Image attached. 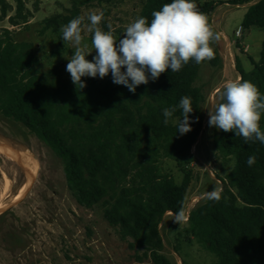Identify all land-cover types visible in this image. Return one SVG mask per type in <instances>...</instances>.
<instances>
[{"label": "trees", "instance_id": "trees-1", "mask_svg": "<svg viewBox=\"0 0 264 264\" xmlns=\"http://www.w3.org/2000/svg\"><path fill=\"white\" fill-rule=\"evenodd\" d=\"M14 2L10 15L12 5L0 0L1 16L8 17L11 26L27 25L31 12L25 0ZM70 2L66 14L43 20L42 34L51 30L62 42L61 27L83 16L84 8L101 7L107 16L117 0ZM171 2L141 0L139 16L150 23L151 13ZM195 4L217 32L211 14L222 2L195 0ZM241 28L264 32V0L248 6ZM211 47L214 59L190 61L179 72L168 69L157 80L139 85L135 93L113 83V78L99 76L82 77L86 87L78 90L71 77L62 76L60 65L40 70L32 43L15 41L8 28L0 31V116L20 123L48 146L61 160L76 201L86 208L99 207L120 238L129 241L131 249L142 250L138 259L152 264H174L162 253L160 225L166 214L175 216L181 207L187 211L192 148L204 122V95L196 81L203 63L214 67L222 63L217 42ZM235 69L239 80L252 82L264 96V39L258 62L245 70L236 56ZM184 96L191 98L194 111L189 114L192 130L181 135L177 122L182 110L177 108L167 125L162 110L178 105ZM259 123L264 131V113ZM213 146L233 159V167L225 178H218L221 199H202L189 211L186 242L195 240L213 256L212 264H264V144L245 143L234 132L219 130ZM252 155L256 163L248 166ZM164 160L175 163L183 175L180 182L165 170Z\"/></svg>", "mask_w": 264, "mask_h": 264}, {"label": "rangeland", "instance_id": "rangeland-1", "mask_svg": "<svg viewBox=\"0 0 264 264\" xmlns=\"http://www.w3.org/2000/svg\"><path fill=\"white\" fill-rule=\"evenodd\" d=\"M8 1L13 7L9 13L12 15L15 2ZM215 1L222 2L211 14L212 24L221 34L217 48L222 63L217 67L203 63L196 81L204 95V122L192 148L187 217L202 200L203 193L222 187L218 178H225L234 163L214 148L213 139L219 129L208 123V111L219 103L223 85L239 77L227 58V44L230 43L234 58L238 56L243 68L250 70L259 60L264 39V32L258 28H241L240 35H235L248 6L258 0L243 5L232 4L231 0ZM25 5L31 12L27 25L11 26L8 17H2L0 12V31L8 28L15 41L32 43L42 72L60 65L62 76L71 77L66 66L74 54L73 46L61 42L51 30L41 33L43 20L54 14H66L70 0H25ZM140 6L141 0H117L104 16L101 28L106 31L105 27L111 24L115 38H123L126 27L139 16ZM91 11L99 13L102 8H84L85 23ZM82 34L90 45L91 34L86 31ZM95 55L93 51L86 59L92 61ZM110 78L111 72L103 79ZM0 143L10 147L20 160L0 153V199L5 198L0 210V264H152L148 259H138L142 250L131 249L129 241L122 240L118 230L104 219L99 207L86 208L76 201L67 186L61 160L27 128L0 116ZM24 164L31 167L32 174ZM209 165L212 171L205 169ZM164 168L177 182L182 180L183 175L173 161L164 160ZM173 219L168 213L160 225L162 253L174 264H212L213 256L195 240L186 242L187 224L179 225Z\"/></svg>", "mask_w": 264, "mask_h": 264}, {"label": "clouds", "instance_id": "clouds-1", "mask_svg": "<svg viewBox=\"0 0 264 264\" xmlns=\"http://www.w3.org/2000/svg\"><path fill=\"white\" fill-rule=\"evenodd\" d=\"M151 21L143 16L135 18L125 29L123 38L117 40L111 24L108 31L101 28L103 12L91 11L85 23L84 16H77L61 27L62 41L73 46L66 71L77 89L86 87L82 77L103 79L111 72L113 83L123 85L135 93L139 85L155 81L162 73L171 69L179 72L190 61L200 64L214 59L213 42L221 34L214 32L208 17L197 9L195 0H172L160 10L151 13ZM91 34V44L85 42L84 32ZM118 42V43H117ZM93 51L92 61L86 59ZM122 69H126L122 71ZM150 74V76H149ZM220 103L208 111L209 126L224 132H234L245 143L258 140L264 144L261 131V114L264 113V96L256 85L247 80L226 82L219 93ZM179 108L181 118L177 122V133L191 131L189 114L194 111L191 98L184 96L176 106L165 107L164 124L167 125ZM198 119V118H197ZM256 163V156H249L248 166ZM205 169L212 171L211 165ZM222 187L203 193L201 199H221ZM188 217L181 207L173 221L181 225Z\"/></svg>", "mask_w": 264, "mask_h": 264}, {"label": "bare ground", "instance_id": "bare-ground-1", "mask_svg": "<svg viewBox=\"0 0 264 264\" xmlns=\"http://www.w3.org/2000/svg\"><path fill=\"white\" fill-rule=\"evenodd\" d=\"M0 153L1 154H5L6 157H9L11 159H15V160L20 162L17 154L10 147H8L7 145H4L2 143H0ZM24 166L27 167V170H28L29 174H32L31 167L29 165H26V164H24ZM4 200H5L4 197H2L0 199V210L3 208Z\"/></svg>", "mask_w": 264, "mask_h": 264}, {"label": "built area", "instance_id": "built-area-1", "mask_svg": "<svg viewBox=\"0 0 264 264\" xmlns=\"http://www.w3.org/2000/svg\"><path fill=\"white\" fill-rule=\"evenodd\" d=\"M240 31H241V27L238 28V30L235 32V35L239 36L240 35ZM227 58L229 59V61L231 62V65L232 67H235V58H234V55L231 51V48H230V43L227 44ZM189 215V213H188Z\"/></svg>", "mask_w": 264, "mask_h": 264}, {"label": "crops", "instance_id": "crops-1", "mask_svg": "<svg viewBox=\"0 0 264 264\" xmlns=\"http://www.w3.org/2000/svg\"><path fill=\"white\" fill-rule=\"evenodd\" d=\"M240 77H238V80H239Z\"/></svg>", "mask_w": 264, "mask_h": 264}]
</instances>
